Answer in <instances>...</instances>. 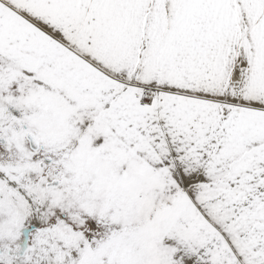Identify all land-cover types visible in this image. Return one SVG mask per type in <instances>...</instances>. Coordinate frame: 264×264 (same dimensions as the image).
I'll return each mask as SVG.
<instances>
[{"label":"snow or ice","instance_id":"obj_1","mask_svg":"<svg viewBox=\"0 0 264 264\" xmlns=\"http://www.w3.org/2000/svg\"><path fill=\"white\" fill-rule=\"evenodd\" d=\"M0 264H264V0H0Z\"/></svg>","mask_w":264,"mask_h":264}]
</instances>
